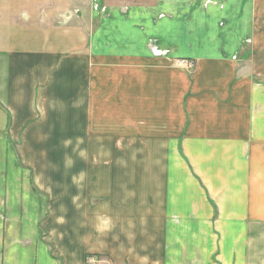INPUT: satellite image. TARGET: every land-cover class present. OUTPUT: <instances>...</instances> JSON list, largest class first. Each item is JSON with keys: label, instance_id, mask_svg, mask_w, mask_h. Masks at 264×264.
Returning a JSON list of instances; mask_svg holds the SVG:
<instances>
[{"label": "crops", "instance_id": "obj_1", "mask_svg": "<svg viewBox=\"0 0 264 264\" xmlns=\"http://www.w3.org/2000/svg\"><path fill=\"white\" fill-rule=\"evenodd\" d=\"M89 259L264 264V0H0V264Z\"/></svg>", "mask_w": 264, "mask_h": 264}, {"label": "rangeland", "instance_id": "obj_2", "mask_svg": "<svg viewBox=\"0 0 264 264\" xmlns=\"http://www.w3.org/2000/svg\"><path fill=\"white\" fill-rule=\"evenodd\" d=\"M93 9L94 10L99 9L101 11H104L105 10L103 7H100L99 5L93 6ZM181 65L184 66L186 69H191L192 66H193L192 62L191 63L190 62H181ZM98 261L99 260H96V259H89V260H87V262L89 264H98Z\"/></svg>", "mask_w": 264, "mask_h": 264}]
</instances>
